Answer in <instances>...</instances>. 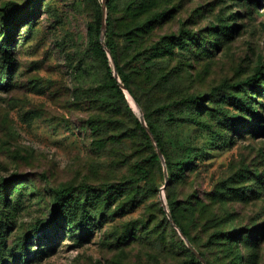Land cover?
<instances>
[{
  "label": "rangeland",
  "instance_id": "1",
  "mask_svg": "<svg viewBox=\"0 0 264 264\" xmlns=\"http://www.w3.org/2000/svg\"><path fill=\"white\" fill-rule=\"evenodd\" d=\"M103 12L133 115L96 50ZM0 46V264H202L170 212L208 264H264V0H0ZM139 111L194 159L179 181ZM69 186L89 189L53 222Z\"/></svg>",
  "mask_w": 264,
  "mask_h": 264
},
{
  "label": "trees",
  "instance_id": "2",
  "mask_svg": "<svg viewBox=\"0 0 264 264\" xmlns=\"http://www.w3.org/2000/svg\"><path fill=\"white\" fill-rule=\"evenodd\" d=\"M108 1H112V0H108ZM106 23H107V30H106V35H105V38H106L105 42H106L107 48L109 49V51H110V53L112 55L115 67H116L118 75H119V79H120L121 83L125 86V88L127 89L128 93L140 105L138 96H137V94H136V92L134 91V88H133L134 86H133L132 79L126 72H124L122 67H120V62H119V59H118V56H117L116 47L114 45V42L109 38L110 37V28H111L110 20L107 19ZM101 28H102V19H101V22L97 26L96 35H97L98 39L99 38L101 39ZM0 48H2V50L4 51V60L7 63H9V64L13 63L15 61V58L13 57V54L9 50V47H5V46L1 47L0 46ZM96 50L102 55V57L105 59L106 63H108V66L106 67V73H107V78H108V83H109V90L113 94H115L122 101V103L124 105V108L128 112H130L132 114L131 106L128 104V101L126 100V94L121 90L118 81L114 77V69L111 66H109L108 54L104 50L103 45L99 41H98V43L96 45ZM254 77L256 78V80L263 79L264 73L262 71H257V73L255 74ZM257 91L258 92L263 91V88H259ZM190 101H191L192 104H195L196 106L197 105L200 106L198 100H190ZM251 113L253 115H255L254 111H251ZM144 118H145V121H146L148 127L150 128L154 138H155V141L157 142V146L162 151V154L164 156L165 163H166L167 173L169 172L167 186L171 185L172 183L177 182V181L180 180L181 174L185 173L190 168V166L194 163V159L191 158V157H188L186 159H182L181 161L174 163L169 158V156H168V154L166 152L165 146H164L162 140L159 138V136L157 134L156 127H154V125H152L148 121V119L146 117V114L144 115ZM134 119H135L136 125L143 132V134L145 135L146 139L151 143V138L148 135L145 127L143 126V124L139 120V117L138 118H134ZM177 121L180 122V123H193V124H198V125L202 124V123L197 122L194 119H189V118H180V119H177ZM153 158L155 160H158V161L160 160V157L158 156L157 152H155L153 154ZM175 170L177 172H175ZM24 181H25V179L23 177H20V176L16 175V176H14V178L7 179V184L5 185L4 189L10 190L12 186L20 184V183H22ZM86 189H89V187H83V186L71 187V186H69V187H66V188H63V189H54L53 192L55 194V203H54L53 208H52L53 212H54L52 221L58 223L60 221V218L64 216L63 209H64L66 203L69 202L72 199L73 193L76 190L78 191V190H86ZM170 214H171V217L173 218L175 224L177 225V227H179V229L184 233V235L188 239V235L186 233V230L180 225V222H179L178 218L172 212H170ZM238 238H239V233L238 232H233V233L230 234V238L229 239L231 241V240H237ZM200 255L205 259L204 255H202V254H200ZM199 261H198V263L201 262V261L200 262ZM206 262H207V260H206ZM207 264H208V262H207Z\"/></svg>",
  "mask_w": 264,
  "mask_h": 264
},
{
  "label": "water",
  "instance_id": "3",
  "mask_svg": "<svg viewBox=\"0 0 264 264\" xmlns=\"http://www.w3.org/2000/svg\"><path fill=\"white\" fill-rule=\"evenodd\" d=\"M106 16H105V12H103V17H102V28H101V44L103 45V48L104 50L107 52L108 54V58L113 61V58H112V55L109 51V49L107 48L106 46V42H105V35H106V30H107V23H106ZM114 77L116 78V80L118 81L119 83V86L121 88V90L127 94L128 91L127 89L125 88V86L121 83L120 79H119V75H118V72H117V69L116 67H114ZM134 101V100H133ZM135 103V102H134ZM136 105V103H135ZM137 106V105H136ZM139 120L141 121V123L143 124V126L145 127L148 135L150 136L151 140L155 143V146H156V150H157V154L158 156L160 157L161 161L166 165L165 163V159H164V156L162 154V151L160 150V148L157 146V142L155 141V138L150 130V128L148 127L146 121H145V118H144V115L141 111H139ZM165 173L167 174V169L165 168ZM166 181L168 182V177H166ZM163 206H166V202L163 200ZM170 220L171 222L174 224L175 227H177V225L175 224L173 218L170 216ZM178 228V227H177ZM182 237L187 241V244L189 246V248L194 252V254L197 256V258L202 262V264H207L206 260L192 247L191 243L187 240L186 236L184 235V233L179 230Z\"/></svg>",
  "mask_w": 264,
  "mask_h": 264
}]
</instances>
